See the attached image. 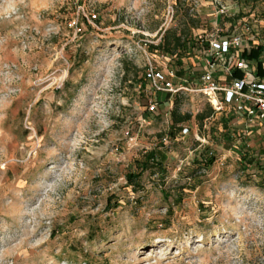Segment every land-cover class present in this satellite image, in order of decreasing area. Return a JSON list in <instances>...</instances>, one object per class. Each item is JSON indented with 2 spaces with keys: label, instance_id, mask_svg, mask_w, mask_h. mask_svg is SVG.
Here are the masks:
<instances>
[{
  "label": "rangeland",
  "instance_id": "374dc122",
  "mask_svg": "<svg viewBox=\"0 0 264 264\" xmlns=\"http://www.w3.org/2000/svg\"><path fill=\"white\" fill-rule=\"evenodd\" d=\"M246 3L0 0V264H264V134L144 79Z\"/></svg>",
  "mask_w": 264,
  "mask_h": 264
},
{
  "label": "built area",
  "instance_id": "2783aa9c",
  "mask_svg": "<svg viewBox=\"0 0 264 264\" xmlns=\"http://www.w3.org/2000/svg\"><path fill=\"white\" fill-rule=\"evenodd\" d=\"M232 9L220 5L215 10L216 18L224 15L227 19L216 20L214 27L223 24L224 28L197 36L183 63H149L144 74L146 91L170 96L199 93L215 114H225L232 125H242L244 134L252 128L264 131V13L256 7ZM255 49L257 58H248ZM166 101L150 98L146 112L160 113Z\"/></svg>",
  "mask_w": 264,
  "mask_h": 264
},
{
  "label": "trees",
  "instance_id": "16d2710c",
  "mask_svg": "<svg viewBox=\"0 0 264 264\" xmlns=\"http://www.w3.org/2000/svg\"><path fill=\"white\" fill-rule=\"evenodd\" d=\"M167 32L168 31H166L162 35L160 42L157 45L154 46L155 49H159V50H161L164 53H168L170 55H173V54H175L181 48L183 49L182 52H186L185 50L188 48V45H189L188 50L191 47H193V45H191V42H190L191 39H188L185 36L183 37V34L182 33H180V34L177 35L176 32H173L171 34V37H169ZM257 53H258V50L255 49L254 51H251L247 55V57L248 58H257ZM180 75H182V73H180ZM212 112H213L212 109H209L207 111H203V112H201V113H199L197 115V118H198L199 121H203V119L206 118V117H208ZM171 116H172V123H174V124H176L178 122H181L183 120L182 117L175 116V112L173 110L171 111ZM226 131H229V130L226 129ZM241 157H242L241 159H244V162L247 163L246 160H248L247 157L249 158V156H247L246 153H244ZM249 160H251V159H249ZM257 165H258V163H257ZM259 168L263 169V167L261 166V164H260ZM143 170L144 169H142V171Z\"/></svg>",
  "mask_w": 264,
  "mask_h": 264
},
{
  "label": "crops",
  "instance_id": "0c3cea01",
  "mask_svg": "<svg viewBox=\"0 0 264 264\" xmlns=\"http://www.w3.org/2000/svg\"><path fill=\"white\" fill-rule=\"evenodd\" d=\"M221 115H224L225 116V119H227V122H228V124L230 125V126H237V127H240V130L242 131V125H232L231 123H230V121H229V117L228 116H226L225 114H221ZM250 134H258V135H261L262 133L264 134V131L263 130H255L254 128H252L251 129V131L249 132Z\"/></svg>",
  "mask_w": 264,
  "mask_h": 264
}]
</instances>
